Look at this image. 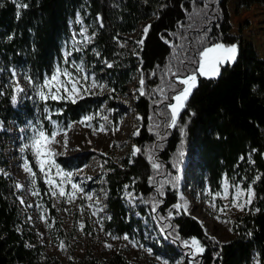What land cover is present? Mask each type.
Segmentation results:
<instances>
[{"label": "trees", "instance_id": "obj_1", "mask_svg": "<svg viewBox=\"0 0 264 264\" xmlns=\"http://www.w3.org/2000/svg\"><path fill=\"white\" fill-rule=\"evenodd\" d=\"M230 1L204 0L210 5L209 15H215L209 33L212 42L222 41L228 45L236 43L239 48L237 62L223 67L218 79L199 78V87L194 90L187 108L181 113L178 127L161 128L165 136L160 139L148 131V117L154 111L153 97L138 96L134 102L136 115L144 117L142 123L136 122L141 134L133 138L134 145L142 149L156 146L154 157L163 167L161 174L155 175L144 154L133 158V163H129L130 157L120 161L106 158V208L111 216L107 227L119 236L125 233L133 236L145 230L159 232L158 222L150 211L152 198L156 196L162 201L158 212L167 216L168 209L178 202L179 186L173 188L171 184H165L164 196L161 197L155 192L158 184L150 185L149 177L154 176L157 182H163L176 175L181 176L185 161L184 177H193V173L197 172L201 181L209 184L212 191L220 190L225 174L244 187L260 176L261 179L253 183L256 197L251 212L233 225L234 239L231 242L214 244L205 235L202 224L186 214L176 215L174 212V218L165 222L173 226L169 228L173 236L178 232L181 240L192 237L201 240L206 251L197 258L199 264H254L257 258L264 264V59L258 56L252 43L244 41L241 34L232 33L228 8ZM18 2L27 4V7L18 9L13 0H0V70L9 74L11 68H18L42 80L62 61L63 45L72 38V22L77 16L81 15L90 21H96L99 17L95 47L101 61L113 64V67L108 68L105 63L102 69L109 88L115 89L117 96H124L128 92L129 85L140 76V67L145 73L148 89L160 83L157 65L162 69L171 59L172 51L161 36L179 43L168 33L181 32L177 27L178 22L188 23L185 9L192 10L191 0ZM200 3L201 0H197V4ZM256 5L264 8V0H237L238 10H250ZM143 23L152 25L143 51L138 47V55H128L114 38L118 37L121 41L124 35L133 34ZM189 35L194 38L198 34L193 32ZM152 71H157L158 75L148 78V73ZM3 80L0 78L2 92ZM4 93L0 95V129L10 121H24L22 109L11 102L12 91ZM101 102L102 99L89 97L76 104L50 101L48 106L62 112V115H55V119L66 126L95 112L102 105ZM112 106L121 108L120 103H112ZM26 108L29 113L32 112L31 106ZM181 127L184 129L183 137ZM182 140L185 156L178 171L173 165L178 162L177 150ZM241 157L244 159L241 160ZM33 167L35 170L34 164ZM125 185H130L128 191L133 192L134 196H142L149 203L136 199L135 207L130 209L125 200ZM16 194L13 182L0 174V264H43L48 261L43 246L34 245V237L26 230H21L22 218ZM256 208L260 211L255 212ZM158 238V243L154 245L158 254H164L173 262L185 255L187 250L179 240L164 239L160 234ZM28 244L33 247H27ZM79 264L131 263L123 255L114 254L103 262L87 256Z\"/></svg>", "mask_w": 264, "mask_h": 264}, {"label": "snow or ice", "instance_id": "obj_2", "mask_svg": "<svg viewBox=\"0 0 264 264\" xmlns=\"http://www.w3.org/2000/svg\"><path fill=\"white\" fill-rule=\"evenodd\" d=\"M216 2H218V0H216ZM13 3L16 4L18 9L27 7V4H21L18 0H13ZM191 6V11L185 9L188 23L185 24L178 22L177 27L182 31L168 33L169 36L175 37L179 43H175L165 38L163 35L161 36L163 42L167 44L172 51L170 54L171 59L168 60L162 69L157 65L160 83L156 87L148 89L145 73L142 67L138 68L140 73L139 87L135 91L138 92L139 96L153 97L152 103L154 105V111L153 115L148 117L150 122L148 131L160 139H163L165 136V133L161 131V128L175 129L178 127L181 113L187 108L188 102L194 94V90L199 87V78L206 80L218 79L221 75V69L225 66L235 64L238 59L239 48L236 43L228 45L222 41L212 42L209 33L212 31L210 25L215 19V15H209V3H205L204 0H201V3L198 5L197 0H191ZM17 15H19V12ZM157 18L159 17L157 16ZM97 19L100 20L101 18L98 17ZM76 23H83L79 18V15L77 16ZM102 26L103 24L101 22V27ZM151 27L152 25H146L143 28L141 39L135 42L140 51H143L144 42ZM87 32V28H81L78 33H73L72 48H66L63 51L62 61L55 65L51 74H45L42 80L34 78L31 75H24V79L27 81L28 86L33 90L35 97L44 105L43 112L46 113L44 119L51 125V130L46 129L42 122L39 123L38 126L32 125L30 127L29 131L31 134L26 137L27 142L23 144L20 151L21 153H30L32 159L30 160L28 156H23L21 167L23 172L26 173L29 178V185L27 187L29 195L32 197H41V189L38 185V180H42L43 184L47 186V192L44 193V195H47L49 199L56 201V203L64 202L65 204L72 205L75 204L78 199H82L88 203L78 206L81 215L83 214L85 207L91 209V217H96L95 223L99 226V230L105 232L103 222L105 219L110 220L111 216L100 215V213L104 212L105 206L101 203L99 197L94 196L83 186L85 181L90 180L91 177L75 180L74 177L77 173L65 170L56 161L57 156L63 154L62 152H58L56 148L57 145H61V141L58 137L63 136L62 147L66 151L68 148V132L72 130L74 125L70 123L66 126H61L59 121L53 119V116L62 115V112L60 110H52L48 106L50 101L76 104L78 100L84 99L86 95L102 93L107 87L106 84L98 81L94 74L86 71L83 61L77 62L70 59L73 52L83 51V45L91 42L93 39L92 36L87 35ZM193 32L198 34L194 38L189 35V33ZM77 36L82 37L83 39L78 40ZM9 39H11V37H9ZM114 39H116L119 47L124 48L127 46L126 41H120L118 37ZM133 54L138 55L135 50L133 51ZM105 63L108 68L113 67L112 63L107 61H105ZM157 75V71H152L148 73V78L156 77ZM7 86L11 88V102L15 105L21 94L26 92V89L20 83V79L15 70H13L11 80ZM110 91L115 92V89H110ZM4 94V92L0 91V95ZM160 117L163 119H159ZM97 118L104 121V123H100L98 126H93L92 121ZM136 120L142 123L144 117L137 115ZM77 123L91 129L92 135L94 136L99 133L107 135L109 131L115 135L116 132L120 131L119 126L114 128L108 127V125L112 124V121L109 120L107 115H101L99 112L95 115H86ZM21 131H24V129H21ZM180 131L181 136L183 137L184 129L181 127ZM140 134L139 127H137L132 133L134 137L139 136ZM89 143H91V141H89ZM115 146L121 147L119 144H116ZM155 148L156 146H153L151 149H142L137 145H133L129 163H133V158L138 154H144L146 155L154 174L160 175L163 165L154 157ZM93 151H95V149H93ZM253 152H255V149H253ZM101 155L107 154L101 153ZM177 156L178 162L177 164H174L173 167L180 171L179 164L183 162L185 156L183 140L181 141V147L177 150ZM240 159L243 160L244 157H241ZM252 162L254 163V161ZM105 163H107V161H105ZM33 164L35 165V170ZM79 171L82 172L83 169H79ZM180 179L181 176L176 175L171 180L157 182L154 176H150L148 183L150 185L158 184V187L155 188V192L158 196L162 197L164 196V185L171 184L173 188H178ZM260 179V176H256L252 183H249L247 187H244L239 182H233L231 178L225 174L222 177L220 190L212 191L211 189H208L206 192L210 197L207 201L208 207L216 213L214 218L220 223L229 224L232 223L230 219H221V217H226L233 209L240 212L251 210V205L256 197L252 185L255 181ZM129 187L130 185H125L124 190L130 203L136 199H139L146 204L149 203V201L144 200L142 196H134L133 193L128 191ZM15 189L17 191H24L25 186L16 183ZM104 198H107L106 194ZM17 199L21 206L25 208L35 207L38 210L39 220L46 225L47 230L50 231L53 228L55 221L48 214L49 210L43 203H36L35 205L28 204L23 196H18ZM217 201H225L226 203H217ZM161 204L162 201L154 196L151 201L150 209L153 214V219L158 222L160 235L164 239L171 238L174 241L179 240L183 248L187 250L185 255L188 257V264H199L197 258L203 256L206 251V247L202 244L201 240L196 237L181 240L178 232L175 236L169 232V228H172L173 226L170 223L165 222H170L174 218V212L176 215H191L189 211V202L185 199L183 194H178V202L168 209L167 216L159 214L158 208ZM55 206L56 205L53 204V207ZM65 211H67V209H65ZM254 211L259 212L260 209L256 208ZM32 220V216L27 217V222L31 223ZM78 228L83 232L85 224L83 222H78ZM229 231L231 232L232 229L230 228ZM88 234L91 235V233ZM37 235L40 236L41 240L43 239L42 233H37ZM105 235L110 237L113 241L122 239L133 248L139 247L144 249L142 244H138V242L130 238L127 233L123 236H118L112 232H105ZM205 235L208 239L212 240L214 244H220L214 236L208 235L207 231H205ZM248 235H251V233H248ZM26 246L33 247V245L30 244ZM58 246L61 251H66L68 247L64 240H60ZM104 247L111 250L113 245L105 242ZM144 250L147 251L149 255H152L151 249ZM217 255H219V253H217ZM156 258L160 261V264H169L167 259H162L159 256ZM176 264H183V261H177ZM256 264H261L259 258L256 259Z\"/></svg>", "mask_w": 264, "mask_h": 264}, {"label": "rangeland", "instance_id": "obj_3", "mask_svg": "<svg viewBox=\"0 0 264 264\" xmlns=\"http://www.w3.org/2000/svg\"><path fill=\"white\" fill-rule=\"evenodd\" d=\"M228 8L233 26L232 33L235 35L241 34L244 41L252 43L258 56L264 59V8L256 5L250 10H238L237 0H231ZM79 18L83 23H76V20L72 22V36L74 32L78 33L81 28H87V35L92 36L93 39L91 42L83 45V51L73 52L70 59L77 62L83 61L86 71L94 74L98 81L107 85L102 93L85 96V98L93 97L102 99L100 108L88 115H95L98 112L101 115H107L109 120L112 121V124L108 125V127L114 128L119 126L120 131L116 132L115 135L109 131L107 135L99 133L94 136L92 135L91 129L77 123L79 120L73 122L71 124L74 127L68 132V148L66 151L62 147L63 136L58 137L61 145H57L56 148L58 152H62L63 154L57 156L56 161L65 170L77 173L74 177L75 180L91 177L90 180L85 181L83 186L94 196L99 197L101 203L105 206L104 212L100 213V215L109 216L106 208L107 198H104L105 194L107 196L104 184V162L108 157H112L115 161H120L131 156L134 145V136L132 133L137 129V115L133 110V104L139 96L138 92L135 91L139 87V78L136 77L134 79L128 87V92L124 96H117V94L111 92L107 78L103 76L102 68L105 62L101 61L100 55L95 47V35L100 23L98 20L90 21L86 17L84 19L81 15H79ZM146 25H149V23L139 25L133 34L122 37L121 41L127 42V46L124 48L128 52V55L138 48L135 42L141 39L143 28ZM77 39L82 40L83 38L77 36ZM66 48H72V38L64 43L63 51ZM13 70L17 72L20 83L26 89V92L21 94L18 102L15 104L18 109H22V118L24 121H10L4 124L1 128L2 130H0V170H2L0 174L8 177L14 185L20 183L25 186L24 191H17L16 199L18 196H23L28 204L35 205L36 203H43L49 210L48 214L55 221L53 228L50 231L47 230L46 225L39 220L38 210L35 207L25 208L21 206L17 199V205L22 218L21 230H26L34 237V245L43 246L44 253L48 258V261L43 264H79L87 256H90L91 259L98 262H103L114 254L123 255L131 264H160V261L156 258L157 256L162 259H167L169 264H176L177 261H183V264H188V257L185 255L173 262L164 254H158L154 245L158 243L159 232L150 233L148 230H145L141 234L130 236L138 244H142L144 249H151L152 255H149L147 251L139 247L133 248L122 239L113 241L105 235V232H111L107 227L108 219H105L103 222L105 232H101L99 226L95 223L96 217H91V209L85 207L82 215L79 211L78 206L87 204L88 202L78 199L72 205L65 204L64 202L56 203V201L44 195L47 192V186L43 184L42 180V183L38 180L41 197H32L28 194L27 187L29 185V178L23 172L21 165L23 156H28L30 160L32 157L28 152L21 153L20 149L27 142L26 137L31 134L29 129L32 125L38 126L42 122L48 130H51V125L44 119L46 115L43 112L44 105L35 97L33 90L24 79V75L27 73L19 71L20 69L18 68H11L9 74H5V70H0V78L4 79L2 82L3 91L9 92L11 90L7 85L11 80ZM112 103H120L121 108L113 107ZM27 106H31V113L28 112ZM53 119H55V115ZM100 123H104V121L98 118L92 121L93 126H98ZM21 129H24V131H21ZM116 144H119L121 147H116ZM101 153H106L107 155H101ZM185 166L186 161L181 168L182 174L179 194H183L189 202V211L191 213L189 216L198 220L208 235L214 236L219 242H231L234 239L233 225L240 218L250 213L251 210L240 212L233 209L226 217H221V219H230L232 223L224 224L218 222L214 218L216 213L207 204V201L210 199L206 194L207 190L211 189L209 184L201 181V177L197 172L193 173V177H184ZM79 169H83V171L81 172ZM125 200L130 209L135 207V200L130 203L126 194ZM217 203L226 202L217 201ZM53 204L56 206L53 207ZM28 216L33 217L31 223L27 222ZM78 222L85 224L83 232L79 230ZM230 228L232 229L231 232L229 231ZM37 233L43 234L42 240ZM88 233H91V235ZM112 233L116 234L114 232ZM60 240H64L68 246L66 251L59 249L58 245ZM105 242L111 243L113 248L111 250L106 249L104 247ZM254 264H256V261Z\"/></svg>", "mask_w": 264, "mask_h": 264}]
</instances>
